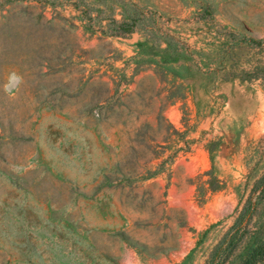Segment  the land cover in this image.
<instances>
[{
    "label": "rangeland",
    "instance_id": "1",
    "mask_svg": "<svg viewBox=\"0 0 264 264\" xmlns=\"http://www.w3.org/2000/svg\"><path fill=\"white\" fill-rule=\"evenodd\" d=\"M263 170L264 0H0V264H206Z\"/></svg>",
    "mask_w": 264,
    "mask_h": 264
},
{
    "label": "trees",
    "instance_id": "2",
    "mask_svg": "<svg viewBox=\"0 0 264 264\" xmlns=\"http://www.w3.org/2000/svg\"><path fill=\"white\" fill-rule=\"evenodd\" d=\"M264 203V170L253 181L248 197L242 208L238 211L232 227L224 234L220 242L215 246L210 261L206 264H222L228 254L237 246V243L247 233V223L252 214ZM264 260V241L250 247L242 264H258Z\"/></svg>",
    "mask_w": 264,
    "mask_h": 264
},
{
    "label": "clouds",
    "instance_id": "3",
    "mask_svg": "<svg viewBox=\"0 0 264 264\" xmlns=\"http://www.w3.org/2000/svg\"><path fill=\"white\" fill-rule=\"evenodd\" d=\"M20 82H21V77H19L15 73L10 74L9 83H8V85H6L5 90L11 91V89L16 87L17 85H19Z\"/></svg>",
    "mask_w": 264,
    "mask_h": 264
}]
</instances>
